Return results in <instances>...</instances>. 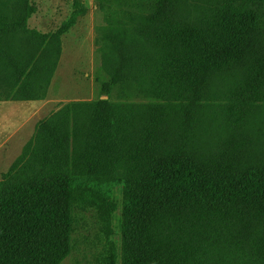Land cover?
Returning a JSON list of instances; mask_svg holds the SVG:
<instances>
[{
  "label": "trees",
  "instance_id": "obj_1",
  "mask_svg": "<svg viewBox=\"0 0 264 264\" xmlns=\"http://www.w3.org/2000/svg\"><path fill=\"white\" fill-rule=\"evenodd\" d=\"M84 7L72 0L43 33L29 0H0V75L16 98L49 81L46 53ZM110 16L103 89L147 99L73 101L37 124L0 177V264H61L90 209L108 226L119 211V248L100 264H264V0Z\"/></svg>",
  "mask_w": 264,
  "mask_h": 264
},
{
  "label": "rangeland",
  "instance_id": "obj_2",
  "mask_svg": "<svg viewBox=\"0 0 264 264\" xmlns=\"http://www.w3.org/2000/svg\"><path fill=\"white\" fill-rule=\"evenodd\" d=\"M107 1L114 8L108 6L106 0H82L84 12L62 34L60 52L46 53V57L53 56L56 60V67L49 81L34 92L33 99L16 98L11 81L0 75V177L20 154L37 124L66 103L99 98L147 99L124 84L104 90L103 86L110 80L102 77L100 55L104 29L113 12L118 11L123 17L147 12L156 0H123L116 8L111 0ZM29 3L35 8L30 27L43 33L58 29L72 12V0H29ZM21 42L25 47L26 39ZM220 88H225L224 82H220ZM92 211L83 213L81 228L73 235V250L61 264H100L103 258H109L111 241L119 248L120 236L116 230L119 211L113 215L110 226Z\"/></svg>",
  "mask_w": 264,
  "mask_h": 264
}]
</instances>
